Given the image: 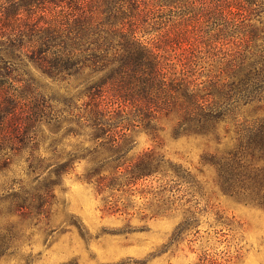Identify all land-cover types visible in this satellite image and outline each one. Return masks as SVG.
<instances>
[{
  "label": "trees",
  "instance_id": "obj_1",
  "mask_svg": "<svg viewBox=\"0 0 264 264\" xmlns=\"http://www.w3.org/2000/svg\"><path fill=\"white\" fill-rule=\"evenodd\" d=\"M156 1L0 0V179L24 154L33 182L85 160L99 193L188 181L159 145L133 153L135 129L154 141L170 129L202 141L221 192L264 208V0ZM15 184L0 185L3 209L43 199ZM9 239L0 230V256Z\"/></svg>",
  "mask_w": 264,
  "mask_h": 264
},
{
  "label": "rangeland",
  "instance_id": "obj_2",
  "mask_svg": "<svg viewBox=\"0 0 264 264\" xmlns=\"http://www.w3.org/2000/svg\"><path fill=\"white\" fill-rule=\"evenodd\" d=\"M152 4L157 1L149 0ZM186 10L195 16L191 22L202 11L199 2ZM210 16L206 30L215 20ZM261 113L257 106L245 108L248 116ZM132 136L133 153L159 145L193 177L187 181L157 174L140 181L134 191L99 193L82 178L85 160L54 183L33 182L34 175L25 173L23 154L15 175L0 179V185L14 177L15 189L23 185L43 199L36 197L32 208L0 206V230L10 238L0 264H264V208L219 190L213 168L202 162L201 140L175 138L170 129L159 141L141 128Z\"/></svg>",
  "mask_w": 264,
  "mask_h": 264
}]
</instances>
